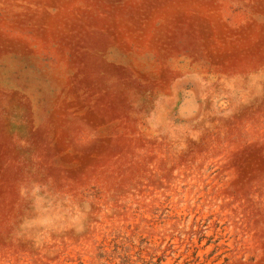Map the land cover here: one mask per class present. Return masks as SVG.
<instances>
[{
	"label": "rangeland",
	"instance_id": "rangeland-1",
	"mask_svg": "<svg viewBox=\"0 0 264 264\" xmlns=\"http://www.w3.org/2000/svg\"><path fill=\"white\" fill-rule=\"evenodd\" d=\"M0 264H264V0H0Z\"/></svg>",
	"mask_w": 264,
	"mask_h": 264
}]
</instances>
